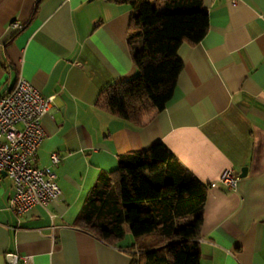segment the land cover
<instances>
[{"label": "crops", "instance_id": "0c3cea01", "mask_svg": "<svg viewBox=\"0 0 264 264\" xmlns=\"http://www.w3.org/2000/svg\"><path fill=\"white\" fill-rule=\"evenodd\" d=\"M202 1L207 31L179 46L171 99L136 125L96 105L109 84L137 74L129 3L0 0V97L18 77L54 96L35 165L59 155L52 169L65 196L18 216L13 181L2 175L0 264L9 254L15 264H129V232L111 245L76 217L100 174L155 142L207 185L199 264H264V0ZM226 168L238 175L235 188L210 187Z\"/></svg>", "mask_w": 264, "mask_h": 264}, {"label": "trees", "instance_id": "16d2710c", "mask_svg": "<svg viewBox=\"0 0 264 264\" xmlns=\"http://www.w3.org/2000/svg\"><path fill=\"white\" fill-rule=\"evenodd\" d=\"M134 13L127 42L137 74L109 84L96 105L136 125L160 111L172 97L182 69L179 46L205 35L202 0H111ZM207 185L177 162L161 142L122 156L99 175L84 199L76 224L116 245L126 232L135 239L129 264H199V238Z\"/></svg>", "mask_w": 264, "mask_h": 264}, {"label": "built area", "instance_id": "2783aa9c", "mask_svg": "<svg viewBox=\"0 0 264 264\" xmlns=\"http://www.w3.org/2000/svg\"><path fill=\"white\" fill-rule=\"evenodd\" d=\"M53 99V95L42 96L30 81L22 77H18L0 97V179L5 171L13 181L9 208L18 216L34 205L46 206L65 199L52 169L59 162V155L51 153L50 165H35L36 151L46 137L41 119L49 113ZM237 179L233 169L226 168L209 186L221 183L233 189ZM24 263L29 264L27 258Z\"/></svg>", "mask_w": 264, "mask_h": 264}, {"label": "water", "instance_id": "95a60500", "mask_svg": "<svg viewBox=\"0 0 264 264\" xmlns=\"http://www.w3.org/2000/svg\"><path fill=\"white\" fill-rule=\"evenodd\" d=\"M245 172H246V167H242V168H241V173H240V175H241V176L244 175ZM2 175H6V172L3 171V172H2ZM7 260H8V262H9V264H15V263H16V256L13 255V254H9V255L7 256Z\"/></svg>", "mask_w": 264, "mask_h": 264}, {"label": "rangeland", "instance_id": "374dc122", "mask_svg": "<svg viewBox=\"0 0 264 264\" xmlns=\"http://www.w3.org/2000/svg\"><path fill=\"white\" fill-rule=\"evenodd\" d=\"M153 4L156 5L157 7L159 6V5H158V4H159L158 1L153 0ZM160 9H161V7L159 6V7H158V10H160ZM129 238H131V235H130V234H127V240H128ZM127 240H126V241H127Z\"/></svg>", "mask_w": 264, "mask_h": 264}]
</instances>
